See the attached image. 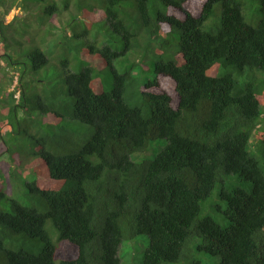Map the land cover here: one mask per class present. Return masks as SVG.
Segmentation results:
<instances>
[{
	"label": "trees",
	"instance_id": "obj_1",
	"mask_svg": "<svg viewBox=\"0 0 264 264\" xmlns=\"http://www.w3.org/2000/svg\"><path fill=\"white\" fill-rule=\"evenodd\" d=\"M43 1L0 0V159L61 185L0 190V264H264V0Z\"/></svg>",
	"mask_w": 264,
	"mask_h": 264
},
{
	"label": "rangeland",
	"instance_id": "obj_2",
	"mask_svg": "<svg viewBox=\"0 0 264 264\" xmlns=\"http://www.w3.org/2000/svg\"><path fill=\"white\" fill-rule=\"evenodd\" d=\"M32 2L31 8L29 10V12H27V9L24 8L22 11V16H25L22 20H20V17H18L16 19V23L14 25L13 30H19L22 28V26H26V18L30 21L32 19H40L41 18V12L42 9L45 7V1L43 0H30ZM35 3V4H33ZM35 5V6H34ZM197 5V0H193V2L191 3V6L194 7ZM250 8L248 6V8H246L244 6V12L246 15L247 20L251 23V24H256L250 21L249 14H250ZM35 9V13L33 12ZM18 11V9H17ZM56 22L61 23V18L60 17H55L54 19ZM18 31L17 33V38L18 40H21V38H24L25 36L20 33ZM15 42V43H14ZM10 45L15 46L19 48L21 47L20 45L17 44L16 41H11ZM3 62H0V72L3 74L7 72V70L10 69V66H3L2 65ZM55 66L53 64L50 65L49 69H53ZM10 78L9 75L4 76L3 75V85L5 89H9L12 88V84H10L8 81V79ZM2 80V79H1ZM51 83H54V80L51 79L50 80ZM10 84V85H9ZM23 111H20V115L22 114ZM27 114L30 115L29 112H27ZM31 114L32 116H39L40 113H38L37 109L31 110ZM4 120V119H3ZM17 125V124H16ZM15 129L17 130V132H14L12 134V136L10 138H8L9 142V147L10 149L18 148V144H22V145H26L28 144L27 142L31 139V133L33 132L32 129H28L27 131H24V124H21L20 129L22 131L19 130L18 126H15ZM5 130V129H4ZM6 131V130H5ZM255 140H257V137H255ZM10 153H4V158H2V161L0 162L1 165V169H2V177L0 178V188H4L10 195L16 196L17 198L23 200L26 203L30 202V199L27 197L26 195V185L24 183L23 178H32L34 177L33 174H36V176L38 177V181L40 183L41 186H45V187H52V188H57L61 185L60 182H54V180H52L50 178V176H48L47 174H42V170H40L39 172H37L36 170L27 167V165H25L24 163L26 162L24 160V152H13V150H9ZM11 153L16 154L17 156L15 158L11 157ZM44 163V162H43ZM43 165V164H42ZM23 166V167H22ZM42 168V167H41ZM41 173V174H40ZM217 195V187L214 189L212 195L209 197L208 200H206L203 204H202V214L201 216H203L204 214H212L215 215V212L213 209H210L208 206H210V202H212V204H216L219 202V199L216 201L215 200V196ZM7 204H3L0 207V210L3 208H7ZM220 222L224 223V221L221 219L220 215L218 214ZM50 225H51V221L48 222V229H50ZM55 230V229H54ZM51 231V230H50ZM52 232V231H51ZM56 231H55V238H56ZM30 243H36V247L35 249H38L40 246V242L38 241V239H31L29 241ZM148 245V237L145 234L139 235L137 236L135 239L133 240H126L124 239L121 246H120V257L122 259V263L123 264H132V263H136L138 262L141 258H143V251L144 248ZM66 249H63L65 252H68L70 255H64V256H72L74 257L76 254H72V249H70V247L68 245L64 246Z\"/></svg>",
	"mask_w": 264,
	"mask_h": 264
},
{
	"label": "clouds",
	"instance_id": "obj_3",
	"mask_svg": "<svg viewBox=\"0 0 264 264\" xmlns=\"http://www.w3.org/2000/svg\"><path fill=\"white\" fill-rule=\"evenodd\" d=\"M17 80H15V82H16ZM19 95V92L17 93V96ZM2 161V159H0V162ZM0 168H1V165H0ZM2 170V169H1ZM3 175V174H2ZM2 175L0 174V178L2 177ZM0 190H5L3 187L2 188H0ZM6 191V190H5ZM7 192V191H6ZM8 193V192H7ZM8 195H10L9 193H8ZM10 196H13V195H10Z\"/></svg>",
	"mask_w": 264,
	"mask_h": 264
}]
</instances>
